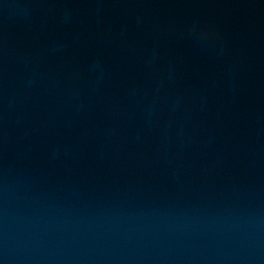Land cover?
<instances>
[{"label": "water", "instance_id": "obj_1", "mask_svg": "<svg viewBox=\"0 0 264 264\" xmlns=\"http://www.w3.org/2000/svg\"><path fill=\"white\" fill-rule=\"evenodd\" d=\"M0 264H264V0H0Z\"/></svg>", "mask_w": 264, "mask_h": 264}]
</instances>
